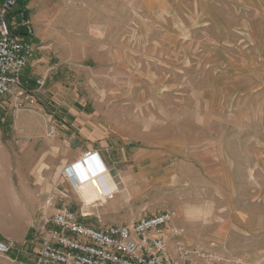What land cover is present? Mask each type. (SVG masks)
Masks as SVG:
<instances>
[{
	"label": "rangeland",
	"instance_id": "1",
	"mask_svg": "<svg viewBox=\"0 0 264 264\" xmlns=\"http://www.w3.org/2000/svg\"><path fill=\"white\" fill-rule=\"evenodd\" d=\"M18 1L32 35L69 58L50 80L58 97L89 107L86 119L145 164L138 179L115 180L120 208L94 194L87 205L60 183L73 175L72 118L34 93L21 110L0 97V238L23 246L59 206L93 226L170 210L183 245L264 264V0ZM16 11L5 19L11 32L23 25ZM0 264L30 263L11 252Z\"/></svg>",
	"mask_w": 264,
	"mask_h": 264
},
{
	"label": "built area",
	"instance_id": "2",
	"mask_svg": "<svg viewBox=\"0 0 264 264\" xmlns=\"http://www.w3.org/2000/svg\"><path fill=\"white\" fill-rule=\"evenodd\" d=\"M16 5L17 0H0V97L14 110H21L34 103L21 79L33 46L12 35L6 24L8 12ZM26 34L31 37L32 31L27 29ZM92 156L87 152L83 161L92 160ZM52 200L50 196L46 210ZM174 217L175 212L167 210L127 225L93 226L81 222L67 206H59L51 214H43L34 235L23 246L0 239V256L12 252L33 264H240L183 245L179 242L183 233L170 228Z\"/></svg>",
	"mask_w": 264,
	"mask_h": 264
},
{
	"label": "crops",
	"instance_id": "3",
	"mask_svg": "<svg viewBox=\"0 0 264 264\" xmlns=\"http://www.w3.org/2000/svg\"><path fill=\"white\" fill-rule=\"evenodd\" d=\"M16 9L17 6L12 10L15 11ZM22 35L27 36L25 34ZM33 35V51L26 65L27 73L21 77L23 86L29 91V93H34V95L43 102L45 99L50 98L60 111L68 114V116L72 118L66 125H68L67 134H69L68 136L70 139L74 140L73 145H75V148L70 150L68 158V161L71 164L70 166L73 167V175H64L60 183L68 182L71 184L73 192L76 194H78V190H80V196L85 200L87 205L96 202L95 200L90 202V199L94 194V196H99L97 201H105L106 199H109L116 204L113 207L116 206L117 208H120L121 204L119 202L121 196L115 195V192L118 189L116 182H119V180L123 182L126 176L138 179L141 176V169L144 168L145 156L139 154L137 149L132 150L117 143L112 138L113 134L111 130L107 131L106 128H102L100 125L88 121L86 116L91 114L89 107L76 103L72 104V99L70 100L67 97H64L70 101L69 104L64 98L62 99V96H60L61 98L58 97L59 95L56 92V87L50 85V80H53L52 75L54 73L56 74V71L61 75L63 74V68L65 67L63 65L69 63V58L65 53L57 54L52 52L49 45L47 46L40 38H35ZM81 53L80 49L76 52L78 56H75L78 61L81 58L79 56ZM65 90L69 91L66 93L69 95L73 92L70 88H64V92ZM62 95L65 96V93H62ZM82 149L84 150L81 151ZM87 152L93 154V159L86 161L85 163L90 169V174L84 173L80 167V160L84 158ZM113 188L116 189L114 193L111 192ZM56 190L57 193L61 195H67V191L64 188H57ZM117 193H119V190ZM80 196L74 198V200L81 202L82 199ZM83 209L84 205L81 210L83 211ZM135 218L134 220L137 219ZM28 232H30V230ZM28 232L24 234L22 241H24L25 237L30 239L33 236V233L28 234ZM0 239L6 240V238L2 237ZM12 257L21 263L32 264L21 257H15L13 254Z\"/></svg>",
	"mask_w": 264,
	"mask_h": 264
},
{
	"label": "trees",
	"instance_id": "4",
	"mask_svg": "<svg viewBox=\"0 0 264 264\" xmlns=\"http://www.w3.org/2000/svg\"><path fill=\"white\" fill-rule=\"evenodd\" d=\"M17 11L16 12H20L21 14V19L23 20V25H21L17 30H15L14 32H11L12 35H22L25 34L27 35V21H28V9L27 7H22L19 3V1L17 0Z\"/></svg>",
	"mask_w": 264,
	"mask_h": 264
},
{
	"label": "bare ground",
	"instance_id": "5",
	"mask_svg": "<svg viewBox=\"0 0 264 264\" xmlns=\"http://www.w3.org/2000/svg\"><path fill=\"white\" fill-rule=\"evenodd\" d=\"M84 163H86V161H83ZM90 174V173H89ZM91 175H94V174H91Z\"/></svg>",
	"mask_w": 264,
	"mask_h": 264
}]
</instances>
